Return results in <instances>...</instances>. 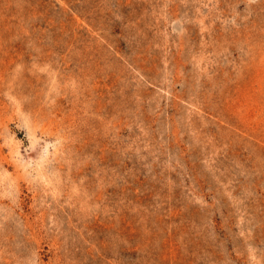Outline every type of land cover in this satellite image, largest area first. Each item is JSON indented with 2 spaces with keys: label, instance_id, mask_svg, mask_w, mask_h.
I'll list each match as a JSON object with an SVG mask.
<instances>
[{
  "label": "rangeland",
  "instance_id": "rangeland-1",
  "mask_svg": "<svg viewBox=\"0 0 264 264\" xmlns=\"http://www.w3.org/2000/svg\"><path fill=\"white\" fill-rule=\"evenodd\" d=\"M0 264H264V0H0Z\"/></svg>",
  "mask_w": 264,
  "mask_h": 264
}]
</instances>
